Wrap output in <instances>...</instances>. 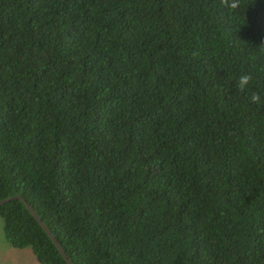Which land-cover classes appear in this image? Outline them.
Here are the masks:
<instances>
[{
  "label": "trees",
  "instance_id": "trees-1",
  "mask_svg": "<svg viewBox=\"0 0 264 264\" xmlns=\"http://www.w3.org/2000/svg\"><path fill=\"white\" fill-rule=\"evenodd\" d=\"M262 44L264 0H0V200L73 264H264Z\"/></svg>",
  "mask_w": 264,
  "mask_h": 264
},
{
  "label": "rangeland",
  "instance_id": "rangeland-1",
  "mask_svg": "<svg viewBox=\"0 0 264 264\" xmlns=\"http://www.w3.org/2000/svg\"><path fill=\"white\" fill-rule=\"evenodd\" d=\"M5 221L0 215V264H42L31 247L17 248L5 235Z\"/></svg>",
  "mask_w": 264,
  "mask_h": 264
},
{
  "label": "clouds",
  "instance_id": "clouds-1",
  "mask_svg": "<svg viewBox=\"0 0 264 264\" xmlns=\"http://www.w3.org/2000/svg\"><path fill=\"white\" fill-rule=\"evenodd\" d=\"M241 4L242 0H219L220 7L228 9L229 12L233 15L238 12ZM258 51L264 54V44L258 47ZM253 79V75L247 71L239 75L235 81L236 91L240 93H246ZM248 101L251 105L254 106H264V93H261L259 91H252L250 96L248 97Z\"/></svg>",
  "mask_w": 264,
  "mask_h": 264
},
{
  "label": "water",
  "instance_id": "water-1",
  "mask_svg": "<svg viewBox=\"0 0 264 264\" xmlns=\"http://www.w3.org/2000/svg\"><path fill=\"white\" fill-rule=\"evenodd\" d=\"M13 199H22L23 202L26 203L27 207L32 212V214L34 215V217L42 225V227L45 229L46 233L49 235V237L53 240V242L55 243V245L58 247L59 251L63 255L64 259L67 261V263L68 264H73V261L71 260V258L67 254V252L64 249L63 245L57 239V237L52 232V230L49 228V226L44 222V220L42 219V217L37 213V211L35 210V208L31 204H29L25 198H23L21 195L11 196L9 198L0 200V206L3 205V204H5V203H7V202H9V201H11V200H13Z\"/></svg>",
  "mask_w": 264,
  "mask_h": 264
}]
</instances>
